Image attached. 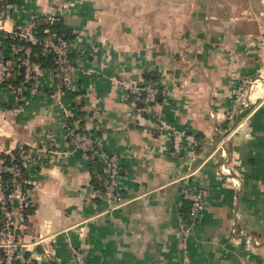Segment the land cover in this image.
Masks as SVG:
<instances>
[{
    "label": "crops",
    "instance_id": "obj_1",
    "mask_svg": "<svg viewBox=\"0 0 264 264\" xmlns=\"http://www.w3.org/2000/svg\"><path fill=\"white\" fill-rule=\"evenodd\" d=\"M10 5L7 31L29 23L69 30L77 69L75 94L59 101L52 67L38 68L37 94L0 86V156L23 147L34 155L32 208L17 235L36 245L19 264H72L74 249L88 264H264V85L235 126L227 121L239 80L264 71V0ZM146 83L164 94L139 107L130 88ZM78 129L118 157L123 205L109 208L101 197L104 169L75 151ZM171 129L194 134L198 147L175 155ZM183 181L205 205L186 251Z\"/></svg>",
    "mask_w": 264,
    "mask_h": 264
},
{
    "label": "built area",
    "instance_id": "obj_2",
    "mask_svg": "<svg viewBox=\"0 0 264 264\" xmlns=\"http://www.w3.org/2000/svg\"><path fill=\"white\" fill-rule=\"evenodd\" d=\"M11 8L10 0H0V34L11 41H23L26 45L22 48L11 45V55L7 54L6 47L0 42V86L7 84L12 93L20 98L23 93L37 94L38 90V66L32 61V47L40 49V55L44 58L51 57V78L57 86L55 99L59 101L63 90L71 91L76 86V67L71 61V42L50 32L45 31L43 36L36 35L35 24L29 23L23 28L7 31L5 22ZM7 36V37H6ZM21 54L19 57L18 54ZM19 70L21 82L13 88L15 72ZM264 83V76L260 75ZM257 80L242 78L239 80L233 93L231 104L228 108L227 121L233 127L241 109L246 106L250 93L261 86ZM131 96L136 103L152 106L157 103L159 95L163 92L151 84H143L130 88ZM171 147L175 155H179L183 148L195 149L198 141L194 134L185 129H171ZM71 143L75 151L85 158H96L105 172V184L101 191V197L109 208L121 206L125 203L118 190L119 159L115 154L97 149L93 137L83 132L73 131L70 134ZM8 158L0 156V264H19L21 257L33 251L36 242L23 241L17 235V230H22L27 223L32 208V198L27 189L28 179L24 171L29 170L34 164V155L31 150L17 149V153L8 152ZM222 173L229 171L221 166ZM235 183V179L231 178ZM180 191L183 201L188 203V213L179 221V245L186 251L193 226L201 218L205 205L202 192L190 183L183 181ZM72 264H88L83 250L74 249ZM21 264V263H20Z\"/></svg>",
    "mask_w": 264,
    "mask_h": 264
},
{
    "label": "trees",
    "instance_id": "obj_3",
    "mask_svg": "<svg viewBox=\"0 0 264 264\" xmlns=\"http://www.w3.org/2000/svg\"><path fill=\"white\" fill-rule=\"evenodd\" d=\"M47 29L50 32H53L56 35H58V36H60V37H62L64 39H66L68 41L72 40V38H73L72 35H71V33L69 32V30L65 29L62 24H60L58 26H54V25L46 24V23L37 24V25H35L34 32H35L36 35L43 36L45 34V31ZM0 42L6 48H9L13 44H15L19 48H22V47H24L26 45L23 41H19V40H17V41H11L8 37L7 38H3L2 34H0ZM20 55L21 54L19 53L17 57H19ZM70 58H71V56H70ZM32 61H33V63L37 64V66H38L39 69H47V68L52 67V59H51V57H47V58L42 57L40 55V49L38 47H36V46L35 47H32ZM15 70H16L15 74L17 75V77H16V80H15L16 82H13V86L18 87L19 86V83L21 82L22 79H21V75H19V72L20 71L17 70V69H15ZM145 79L150 80V76L147 75L145 77ZM62 90H63L65 96H67V97H73V95L75 94L74 92H69V91H66L65 89H62ZM158 98H159L160 101L162 100V96L161 95H159ZM138 104H139V107L145 105L143 103H138ZM76 131L77 132H83L80 129H78ZM83 133H86V132H83ZM86 134H88V133H86ZM96 147H97V145H96ZM23 149L25 151L28 150L25 147H23ZM97 149H99V148L97 147ZM12 153H17V150L12 151ZM1 156L3 158H8V156L7 155H4V154L1 155ZM88 159L95 160V158H93L91 156ZM93 162H95V161H93ZM24 176H25V178L28 177L27 174H26V170L24 171Z\"/></svg>",
    "mask_w": 264,
    "mask_h": 264
},
{
    "label": "rangeland",
    "instance_id": "obj_4",
    "mask_svg": "<svg viewBox=\"0 0 264 264\" xmlns=\"http://www.w3.org/2000/svg\"><path fill=\"white\" fill-rule=\"evenodd\" d=\"M261 74L264 76V71H263V72H260L256 78H253V79L257 80L256 83H255V85H256V84L258 85V84H260V83H261V86L264 85L262 79L260 78V75H261ZM262 75H261V76H262ZM254 90H256V89H254ZM254 90H253V91H254Z\"/></svg>",
    "mask_w": 264,
    "mask_h": 264
},
{
    "label": "water",
    "instance_id": "obj_5",
    "mask_svg": "<svg viewBox=\"0 0 264 264\" xmlns=\"http://www.w3.org/2000/svg\"><path fill=\"white\" fill-rule=\"evenodd\" d=\"M16 232H17V234H18V233H19V230H17Z\"/></svg>",
    "mask_w": 264,
    "mask_h": 264
},
{
    "label": "bare ground",
    "instance_id": "obj_6",
    "mask_svg": "<svg viewBox=\"0 0 264 264\" xmlns=\"http://www.w3.org/2000/svg\"><path fill=\"white\" fill-rule=\"evenodd\" d=\"M262 75V74H261ZM47 95V94H46Z\"/></svg>",
    "mask_w": 264,
    "mask_h": 264
}]
</instances>
